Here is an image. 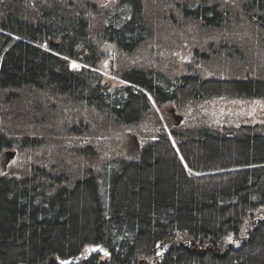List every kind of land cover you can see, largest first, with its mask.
Wrapping results in <instances>:
<instances>
[{"label":"trees","instance_id":"16d2710c","mask_svg":"<svg viewBox=\"0 0 264 264\" xmlns=\"http://www.w3.org/2000/svg\"><path fill=\"white\" fill-rule=\"evenodd\" d=\"M176 37L215 76L163 59ZM260 54L264 0H0V264H264V132L142 127L263 99Z\"/></svg>","mask_w":264,"mask_h":264},{"label":"rangeland","instance_id":"374dc122","mask_svg":"<svg viewBox=\"0 0 264 264\" xmlns=\"http://www.w3.org/2000/svg\"><path fill=\"white\" fill-rule=\"evenodd\" d=\"M181 39L183 38H174L176 43L173 46H169L173 49L168 52L162 50L159 55H162L163 59H166V61L172 60V63H176V69L181 73L184 67L187 68L195 64V70L199 75L203 76V78L215 76L212 69L204 63V58L200 56L193 57L192 54H194V52L192 49L190 50L189 42H180ZM193 45L195 46L194 43ZM114 54L113 50H108L100 66L101 71L108 80H110L114 74ZM151 57H153V55ZM254 58L256 59V63L259 64L258 66H260L257 78L259 79L262 76L264 78V54H260ZM166 65L161 66L164 68ZM169 68L171 69V67ZM247 72L249 71L242 67L240 70V78L245 77V75L248 74ZM228 75L229 74H225V77L219 75L217 78H226ZM155 122L160 123L168 133H170L172 129L186 133H197L201 129L207 127L228 130L236 129L241 126L255 127L257 130L264 132V98L250 100L242 98H208L196 102L183 101L180 104H169L163 109H157L150 117L146 118L142 127L144 130L152 129ZM124 139V143L122 147H120L123 154H127L129 150L138 151L140 149L138 139L134 135L125 134ZM8 153H14L15 156L9 163H7L8 156L6 157L3 155L1 157L0 171L2 172L6 171L16 158V152L9 151ZM89 252L90 249L86 250L82 258L87 257ZM157 261V259L156 261H145L142 264H155Z\"/></svg>","mask_w":264,"mask_h":264},{"label":"water","instance_id":"95a60500","mask_svg":"<svg viewBox=\"0 0 264 264\" xmlns=\"http://www.w3.org/2000/svg\"><path fill=\"white\" fill-rule=\"evenodd\" d=\"M7 156H8V162L7 163H9L14 158L15 154L14 153H8Z\"/></svg>","mask_w":264,"mask_h":264},{"label":"flooded vegetation","instance_id":"af4514ba","mask_svg":"<svg viewBox=\"0 0 264 264\" xmlns=\"http://www.w3.org/2000/svg\"><path fill=\"white\" fill-rule=\"evenodd\" d=\"M248 74L247 75H245V77H242L243 79H245V78H247V79H249L250 77H251V75L249 74V72H247ZM259 77H260V75H259ZM259 80H261V81H264V78H263V76L262 77H260L259 78Z\"/></svg>","mask_w":264,"mask_h":264}]
</instances>
